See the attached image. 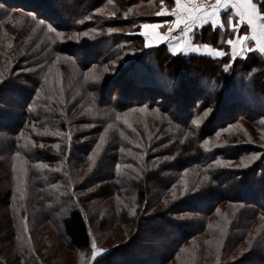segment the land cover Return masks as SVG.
Listing matches in <instances>:
<instances>
[{"label":"trees","instance_id":"obj_1","mask_svg":"<svg viewBox=\"0 0 264 264\" xmlns=\"http://www.w3.org/2000/svg\"><path fill=\"white\" fill-rule=\"evenodd\" d=\"M152 1L160 2L0 0L5 13L80 33L62 42L53 32L47 42L38 36L48 53L34 54L31 63L16 41L0 39V264H35V237L47 242L50 228L74 251L115 241L111 234L120 228L127 241L92 264H201L198 257L202 264H264V57L249 51L233 60L226 41L235 30L211 25L197 29L193 43L220 49L222 57L173 54L165 43L146 47L140 27L160 19L151 14ZM258 6L264 16V0ZM62 58L80 78L66 88L42 74ZM95 67L105 71L99 80L82 81ZM5 93L11 96L4 101ZM39 105L45 113L37 118ZM135 108L157 112L164 150L153 152L156 133L148 125L153 135L142 143L110 127L111 118ZM45 121L64 136L32 126ZM231 133L248 141L234 142ZM104 168L106 176L90 180ZM93 200L92 222L85 205ZM224 203L246 205V224L239 210L234 219L222 213ZM187 213L200 215L197 229L174 216ZM150 227L178 235L164 239V252L143 240L128 250Z\"/></svg>","mask_w":264,"mask_h":264},{"label":"rangeland","instance_id":"obj_2","mask_svg":"<svg viewBox=\"0 0 264 264\" xmlns=\"http://www.w3.org/2000/svg\"><path fill=\"white\" fill-rule=\"evenodd\" d=\"M165 4L169 5V9L172 6H174V4H172V5L168 4V3H165ZM149 5H150V10L152 11L151 14L155 15L157 17H160V19L158 18L156 20V22H153V23L149 22L148 24H159V23L161 24V23H163L161 28L164 29V18H161V15L155 14L160 10V2L157 4V1L156 2L152 1L151 3H149ZM69 11L67 10L66 13H69ZM5 12H4L3 8L0 7V39H3V41L8 42V43H12L13 40L16 41V46H18V48L22 49L21 56H26V58L28 57V59H29L28 62H30V63L36 61V59H34V54L39 52L40 57H42L43 54L45 55V52L48 53V51L46 50L47 48H49L47 46V43H46V47H44L43 42L41 44H38V42L36 40V39H38V36H41V38L44 39V42L49 41V36H50L49 32L50 33L53 32L54 34H56L58 41H61V42L67 41L70 39H75L76 37L80 36L79 35L80 33H75V32L50 31L48 25L47 26L40 25L37 22H35L34 19H31V18L28 19L26 17V14L22 13V12L13 11L12 13H9V14L5 13ZM231 21L236 22L237 20L235 17H233V15L231 13H229L228 17H227V22H231ZM263 21H264V19H263ZM204 24H206V23H204ZM143 30L144 29H142L140 27V33ZM89 31L90 30H87L83 34H88ZM108 32H110V31H108ZM111 32H114V31H111ZM57 33H60L61 35L58 36ZM152 43H155V41L152 40ZM23 44H25V46L28 47L27 52L23 48ZM29 52H31V53H29ZM261 55L264 57V54H261ZM77 58L79 60H82L81 55H77ZM21 66H24V62L20 63V68H21ZM45 69L46 70L42 74H43L44 79H45L47 84L48 83H52V84L55 83L58 85V87L66 88V87H69L71 85V83L74 81V79H76V80L80 79V78H75L76 75H74V71H72L71 65L69 64L68 60H66L65 58H62L57 62L55 61L51 67H50V65H48ZM24 70H25L24 72H32L33 71L32 68L24 69ZM76 70H75V72H76ZM103 72H105L103 68L95 67V68H93V71H90L89 73H87V75L83 76L82 81H86V79L87 80L92 79V81L96 82L99 80L98 76L100 74H103ZM3 95H4V97H2V98L4 101L7 100L8 96H11L9 93H8V95L6 93ZM12 98H14V97H12ZM37 108L39 109V111H37V113H36L37 118L42 117L41 113H45L44 108L40 105ZM88 110H89L88 111L89 113H92V111H93L92 108H89ZM117 117H119V119ZM158 118L159 117L157 116V112H155V111L150 112L146 108H141V109L135 108V109H131L129 111H125L124 114H117L114 118H111V120H113L114 122H113V124L111 123L110 127L113 130L118 129L119 132H123V131L124 132H131L134 135V137H136L137 142L142 143V140H143V142H146V141L150 142L151 141L150 137H148V136H152L153 134L144 130V127L146 125H148L149 126L148 128L150 129V131H153L156 133L152 137L157 142L156 145H153L154 146L153 152L156 153V152L164 150V148H165V145L162 146V144H159V143L163 142V141L159 140L160 138L164 140V127L162 126V123ZM43 119L44 118H42L41 120H43ZM39 122H40V120H39ZM47 122H49V121H45L44 123L42 122V126H40L38 123L37 124L33 123L34 125H32V126L35 129L39 130L41 132V134L55 135L57 138H59V137L62 138V136H64V134H61L59 131L48 128L49 124L47 125L46 124ZM244 124H245V127H244L245 130L247 132L253 133L251 126H249V124H247L245 122H244ZM5 125H7V124H5ZM92 126L93 125H89L87 127L91 128ZM125 127H127L126 129H129V130H126ZM81 129H83V127H80L79 129H78V127H76V131L81 130ZM118 130H116L114 132L116 133V132H118ZM56 133H58V134H56ZM110 133H112V132H110ZM230 136L234 142H241V141L247 142L248 141V140L243 139V138L241 140V138L237 134H234V133L233 134L231 133ZM261 142L264 145V136H263V140ZM234 144H238V143H234ZM253 158L256 159L257 155H254ZM99 161L102 162L101 159H99ZM107 174H108V172L106 171V168L100 169V170H95V171H93L92 177L90 180H93V178L95 179L97 177L101 178V176L103 178ZM223 178H224L223 180H224L225 184L231 183V179H228L225 176H223ZM226 192L229 193L228 191H226ZM226 192H224L223 194L226 195ZM95 204H96V201L93 200V201H91L85 205L86 209L91 210V211H89L90 212L89 215H90V218L92 219V222L94 220V218H93L94 214H92V208H96ZM220 207H221L220 210H222V213H227V216L229 218H233V219L235 217V214H237V211L239 210L240 217H241V215H243L239 220V221H241L240 223H242V224H246V222L248 220L247 218L251 215L249 213V211L248 212L246 211L247 209H249L246 205L242 206L239 204L224 203ZM174 216H175V218H178L179 220L183 221L184 224L188 225L189 229H191V227L194 226L193 227L194 230L197 229V225H194V224H196V222L199 223V220L201 219L200 215H197L195 213L177 214ZM260 222H261V219L258 220L255 225H258ZM191 224H193V225H191ZM237 227H238V225H235V228H237ZM148 229H149V233L142 235V238H139L137 241H132L131 247H129L128 250L139 249L141 247L142 240H143V244L145 242H150V243L152 242L151 244H155L154 249L156 250V252L159 253L160 252L159 250L161 248H162L161 250H163L161 252H164V245H162V242H164V239H167L168 238L167 236H171V238H172V237H176L178 235L177 231L175 229H173L172 227H170V229L165 230V232L167 231L165 236L164 235L160 236V234L152 233V229H153L152 227H150ZM237 230H239V229H235L234 233L231 234L232 238L236 237L235 233ZM116 233H118V234H116ZM256 233H258V228L256 229ZM46 234H47V237H46L47 242L45 240H41V241L36 240V237H35V241L33 243V245L35 244L37 246L36 250L35 251L33 250L35 257H36L35 264H92V262L98 256H101V255H98L97 257L93 258V255H92L93 247L92 246H91L90 250H88V251H74V250L69 249L66 246V242L64 241V239H62L61 234H59V233L55 234L53 228H50V231L46 232ZM123 235L124 234L122 233L121 229L116 228L115 231L111 234L112 238L115 241L110 240L111 242L107 241V242L102 243L101 245H98L97 243H95L96 249L97 250L107 249L108 247H113V246H117L118 244H122L123 242L127 241V238ZM147 237H148V239H144ZM92 245H93V243H92ZM187 246L190 247L189 244H187ZM259 247L260 248L262 247V249H264V244L262 243ZM115 257L117 258V256H115ZM197 259L201 261V264L204 263V259L202 257H200V258L198 257Z\"/></svg>","mask_w":264,"mask_h":264},{"label":"snow or ice","instance_id":"obj_3","mask_svg":"<svg viewBox=\"0 0 264 264\" xmlns=\"http://www.w3.org/2000/svg\"><path fill=\"white\" fill-rule=\"evenodd\" d=\"M111 2V0H109ZM169 4H174L169 9V5L165 4V0H160V10L155 13L156 15H167L170 14L175 19L170 22V25L167 29V32L161 34L156 30L162 27L159 24H142L141 28L148 30H152V38L155 43L158 45L161 41H167L168 37L172 33L173 29H178L183 25L182 31L187 32L190 26L192 25H201L208 21H211L213 27L219 26V10L222 8L228 7L229 0H214L213 3H208L207 0H169ZM231 7L235 10L236 14L239 16L241 22H246L249 30L252 32L251 39L256 41L258 47L257 48H249L246 44L249 36L243 35L236 37L235 40L228 39L226 43L231 46V55L234 60L236 57H246L247 51H259L261 54H264V23L260 21L264 19L261 17L260 11L257 8V5L252 2V0H232ZM43 23V22H41ZM233 29H236V25L233 24ZM50 31H55L51 26H49ZM109 31H113L109 29ZM145 37L147 47V40L149 33L148 31H143L140 33ZM57 35H61L57 33ZM201 46H197L196 50L199 51ZM202 47L207 48L210 52H214L217 57L224 55V52L220 49L211 48L210 45H203ZM181 51L180 48L176 49V53ZM119 119V117H117ZM193 123H197V121H193ZM58 134V133H56ZM103 136L101 140H103ZM99 147V145H98ZM19 155V153H17ZM89 159H92L90 156ZM119 167V165L117 166ZM93 258L98 255H102L106 250L96 249L95 242H93Z\"/></svg>","mask_w":264,"mask_h":264},{"label":"crops","instance_id":"obj_4","mask_svg":"<svg viewBox=\"0 0 264 264\" xmlns=\"http://www.w3.org/2000/svg\"><path fill=\"white\" fill-rule=\"evenodd\" d=\"M260 1L261 0H252V2L257 5V8H258L259 11H260V9H259L258 3ZM231 2H232V0H229L228 7L222 8V9L219 10L218 16H219V22L220 23H219L218 27H213V25L211 24V21H208V22H206V24H201L199 26L198 25H192V26H190L188 31L185 32V31H182L183 25H181L180 28L173 29V31L170 34V36L168 37L167 41H161L158 45H160L162 43H165V45L167 46V49L169 51L173 52V53L176 52L177 48H180L181 51L179 53H183V54H206V55H209V56H212V57H217L214 52H210L209 49L202 47L203 45H197V44L193 43V37H194V34H195L196 30L201 28L202 26H205V25H211L213 28H219L221 30H224L226 27H227V30H234L232 25L235 24L236 25V29H235L233 40H235L236 37H238V36L247 35V36H249V39L246 42L247 46L249 48H257L258 45H257L256 41H254V40H252L250 38L251 35H252V32L249 30L247 23L240 21L239 16L236 14L235 10L231 7ZM225 13L227 14V16H228L229 13H231L233 15V17L236 18L237 21L236 22H233V21L227 22V19H226V21L224 22V19H222V16ZM260 14H261V17H263L261 12H260ZM161 18H164V29H162L160 27L156 31L158 33L163 34V33L167 32V29H168V27L170 25V22L173 19H175V17H173L170 14H167V15H161ZM260 22L264 23L263 19ZM159 25L162 26L163 23H161V24L159 23ZM143 31H148V33H149L148 40H147V44H148L147 47L157 46L156 43H152V40H153V38H152V30L151 29H148V30L144 29ZM143 38H144V41H145V37L144 36H143ZM197 46H201L199 48V51L196 50ZM228 48H229V50H228L229 54L231 55V46L228 45ZM257 52H259V51H257ZM224 55H225V52H224ZM224 55H222V56H224ZM222 56H219V57H222Z\"/></svg>","mask_w":264,"mask_h":264},{"label":"built area","instance_id":"obj_5","mask_svg":"<svg viewBox=\"0 0 264 264\" xmlns=\"http://www.w3.org/2000/svg\"><path fill=\"white\" fill-rule=\"evenodd\" d=\"M207 2H208V3H213V2H214V0H207Z\"/></svg>","mask_w":264,"mask_h":264}]
</instances>
